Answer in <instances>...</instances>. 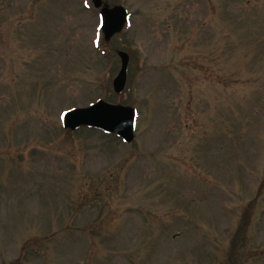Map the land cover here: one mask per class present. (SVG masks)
<instances>
[{"label":"rangeland","instance_id":"rangeland-1","mask_svg":"<svg viewBox=\"0 0 264 264\" xmlns=\"http://www.w3.org/2000/svg\"><path fill=\"white\" fill-rule=\"evenodd\" d=\"M103 1L109 42L92 0H0V264H264V0ZM100 98L133 143L63 129Z\"/></svg>","mask_w":264,"mask_h":264},{"label":"water","instance_id":"water-1","mask_svg":"<svg viewBox=\"0 0 264 264\" xmlns=\"http://www.w3.org/2000/svg\"><path fill=\"white\" fill-rule=\"evenodd\" d=\"M95 7L103 5L102 0H93ZM102 30L105 40L110 41L112 37L122 31L127 19L128 12L123 6L109 8L104 5L101 9ZM121 58V70L113 82L116 93H122L127 82V72L130 57L124 51H118ZM135 118L136 110L130 106L111 104L104 100H99L95 104L70 110L63 114L62 122L66 129L77 130L87 126L116 133L127 143L135 139Z\"/></svg>","mask_w":264,"mask_h":264}]
</instances>
